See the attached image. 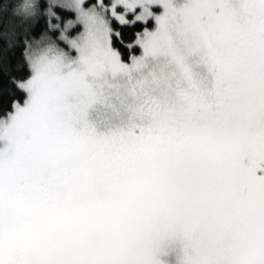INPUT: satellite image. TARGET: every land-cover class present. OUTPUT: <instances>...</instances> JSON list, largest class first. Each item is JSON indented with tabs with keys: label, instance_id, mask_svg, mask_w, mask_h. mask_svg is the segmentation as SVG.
<instances>
[{
	"label": "snow or ice",
	"instance_id": "snow-or-ice-1",
	"mask_svg": "<svg viewBox=\"0 0 264 264\" xmlns=\"http://www.w3.org/2000/svg\"><path fill=\"white\" fill-rule=\"evenodd\" d=\"M0 264H264V0H0Z\"/></svg>",
	"mask_w": 264,
	"mask_h": 264
}]
</instances>
